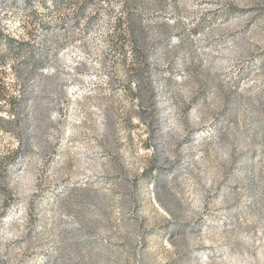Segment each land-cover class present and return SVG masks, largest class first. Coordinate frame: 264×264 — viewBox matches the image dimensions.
Wrapping results in <instances>:
<instances>
[{"label": "rangeland", "instance_id": "374dc122", "mask_svg": "<svg viewBox=\"0 0 264 264\" xmlns=\"http://www.w3.org/2000/svg\"><path fill=\"white\" fill-rule=\"evenodd\" d=\"M1 30L0 264H264V0H0Z\"/></svg>", "mask_w": 264, "mask_h": 264}, {"label": "trees", "instance_id": "16d2710c", "mask_svg": "<svg viewBox=\"0 0 264 264\" xmlns=\"http://www.w3.org/2000/svg\"><path fill=\"white\" fill-rule=\"evenodd\" d=\"M118 26L120 27L123 23V20L119 19L118 20ZM129 29V33H130V37L132 38V40L134 41V44L132 43V46L134 48L138 47V42H139V36H138V29H136L133 25H131L130 27H128ZM121 37V36H120ZM119 38V41H116L115 43V47L117 49V51L121 54V56L125 59V60H128V49L126 47V40H124L123 38ZM130 38V39H131ZM27 44H29V41L28 40H16L14 39L11 35L9 34H5L4 32H2V30L0 31V48L1 46H4L5 47V51H6V54H3V55H0V63L1 64H6L7 61H6V55L7 54H10L13 50H17L18 53H25L23 52L25 50L24 47L27 46ZM132 57V60H133V65H138L140 64V69L139 71L137 72L138 75H142L146 65H147V58L145 57V55H143L141 53V51H136L135 53H133L131 55ZM5 69V68H4ZM1 91V89H0ZM139 96H141L140 98H142V94L140 93V91H137ZM1 97V96H0ZM4 97H1L0 99H2ZM143 99V98H142ZM10 119V117H8ZM7 118L6 120V123L10 124L11 121ZM2 119V117H1ZM13 121H16V120H13Z\"/></svg>", "mask_w": 264, "mask_h": 264}]
</instances>
